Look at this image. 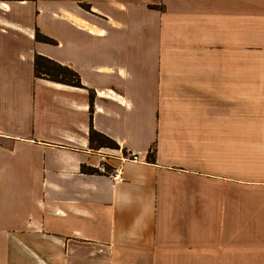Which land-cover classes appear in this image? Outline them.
Listing matches in <instances>:
<instances>
[{
    "label": "crops",
    "instance_id": "1",
    "mask_svg": "<svg viewBox=\"0 0 264 264\" xmlns=\"http://www.w3.org/2000/svg\"><path fill=\"white\" fill-rule=\"evenodd\" d=\"M82 1L0 0V264H264V0Z\"/></svg>",
    "mask_w": 264,
    "mask_h": 264
},
{
    "label": "trees",
    "instance_id": "2",
    "mask_svg": "<svg viewBox=\"0 0 264 264\" xmlns=\"http://www.w3.org/2000/svg\"><path fill=\"white\" fill-rule=\"evenodd\" d=\"M4 1H15V0H4ZM21 1V0H18ZM78 4L86 9H90L89 5L84 3L82 0H76ZM35 38L38 41L49 43V44H56L57 42L48 37L45 34H42L38 29L35 32ZM34 72L35 76L48 79L57 83L74 86V87H80L83 88V84L81 81V77L79 73L73 69L72 67L62 64L50 57L36 54L34 56ZM89 90V111H90V141L96 138H100V146H111L112 148L117 147V144L111 140L109 137L97 133L94 131L92 127V116H93V100H94V91L92 89ZM83 172L88 173H95L98 170L96 169H89L86 170L84 167L81 168Z\"/></svg>",
    "mask_w": 264,
    "mask_h": 264
},
{
    "label": "built area",
    "instance_id": "3",
    "mask_svg": "<svg viewBox=\"0 0 264 264\" xmlns=\"http://www.w3.org/2000/svg\"><path fill=\"white\" fill-rule=\"evenodd\" d=\"M138 156H139V153L131 154V158L134 160L138 159ZM112 177L114 180H121V169L119 167H115Z\"/></svg>",
    "mask_w": 264,
    "mask_h": 264
},
{
    "label": "rangeland",
    "instance_id": "4",
    "mask_svg": "<svg viewBox=\"0 0 264 264\" xmlns=\"http://www.w3.org/2000/svg\"><path fill=\"white\" fill-rule=\"evenodd\" d=\"M100 144V138H97V143L96 145H99ZM106 170V169H105ZM98 171H99V168H98Z\"/></svg>",
    "mask_w": 264,
    "mask_h": 264
}]
</instances>
